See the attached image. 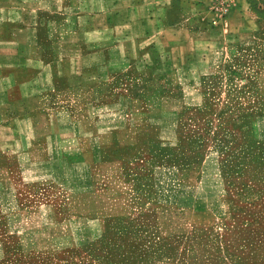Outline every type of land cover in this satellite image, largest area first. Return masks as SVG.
I'll use <instances>...</instances> for the list:
<instances>
[{
	"label": "crops",
	"instance_id": "1",
	"mask_svg": "<svg viewBox=\"0 0 264 264\" xmlns=\"http://www.w3.org/2000/svg\"><path fill=\"white\" fill-rule=\"evenodd\" d=\"M208 1L0 0V235L73 223L66 210L103 191L106 166L123 170L124 113L189 111L264 34V0L216 23Z\"/></svg>",
	"mask_w": 264,
	"mask_h": 264
},
{
	"label": "rangeland",
	"instance_id": "2",
	"mask_svg": "<svg viewBox=\"0 0 264 264\" xmlns=\"http://www.w3.org/2000/svg\"><path fill=\"white\" fill-rule=\"evenodd\" d=\"M220 5L205 6L212 23ZM248 41L189 111L124 113L119 176L107 165V186L67 209V226L0 235V264H264V34Z\"/></svg>",
	"mask_w": 264,
	"mask_h": 264
},
{
	"label": "built area",
	"instance_id": "3",
	"mask_svg": "<svg viewBox=\"0 0 264 264\" xmlns=\"http://www.w3.org/2000/svg\"><path fill=\"white\" fill-rule=\"evenodd\" d=\"M236 0H219L220 6L219 9L217 10V13L219 14V17L225 16L229 12V7L231 4H233ZM214 23H216L214 21Z\"/></svg>",
	"mask_w": 264,
	"mask_h": 264
}]
</instances>
